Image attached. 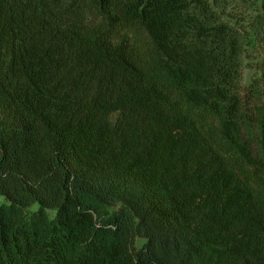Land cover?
Here are the masks:
<instances>
[{
	"label": "trees",
	"instance_id": "16d2710c",
	"mask_svg": "<svg viewBox=\"0 0 264 264\" xmlns=\"http://www.w3.org/2000/svg\"><path fill=\"white\" fill-rule=\"evenodd\" d=\"M0 197V264H264V0H0Z\"/></svg>",
	"mask_w": 264,
	"mask_h": 264
},
{
	"label": "rangeland",
	"instance_id": "374dc122",
	"mask_svg": "<svg viewBox=\"0 0 264 264\" xmlns=\"http://www.w3.org/2000/svg\"><path fill=\"white\" fill-rule=\"evenodd\" d=\"M248 74H249V71L246 70V71H245V82H246V80H247V78H248ZM6 202H7V200H6L5 198L0 197V205L3 204V203H6ZM37 209H38V206H34V207L31 209V211H36ZM143 243H144V241L139 240V241L137 242L138 247L142 246Z\"/></svg>",
	"mask_w": 264,
	"mask_h": 264
}]
</instances>
